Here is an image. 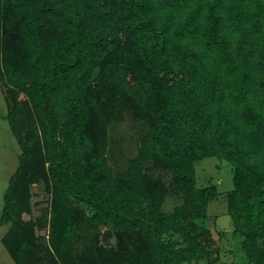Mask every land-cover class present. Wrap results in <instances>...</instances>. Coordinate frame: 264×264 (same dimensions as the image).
Segmentation results:
<instances>
[{"label":"trees","instance_id":"trees-1","mask_svg":"<svg viewBox=\"0 0 264 264\" xmlns=\"http://www.w3.org/2000/svg\"><path fill=\"white\" fill-rule=\"evenodd\" d=\"M0 89L20 148L0 213L15 264H216L199 222L219 195L239 264H264V0H0ZM212 157L230 189L197 184Z\"/></svg>","mask_w":264,"mask_h":264},{"label":"rangeland","instance_id":"rangeland-1","mask_svg":"<svg viewBox=\"0 0 264 264\" xmlns=\"http://www.w3.org/2000/svg\"><path fill=\"white\" fill-rule=\"evenodd\" d=\"M7 113V104L0 89V213L3 207V195L8 184V179L11 173L17 166L18 155L20 148L15 136L11 133L5 114ZM136 122L125 118V120L116 127V133L113 135L118 138L120 135L122 141L120 148L121 153L117 148H114L115 156L113 162L122 164L125 157L135 152L134 141H138L137 137L130 138L128 134L134 133L138 128ZM120 134V135H119ZM135 139V140H134ZM216 158H206L197 163V184L200 186L206 185L208 182H215L220 191H225L232 187L231 172L229 165L226 162H218ZM168 177V174L164 175ZM32 190L34 195L33 202H39L33 206V213L38 215L47 206V195L42 189V185H33ZM218 199L213 200L208 207V217L200 221V228L209 230L214 240V249L219 248V260L216 264H233L243 262L245 260L244 252L240 247L241 237L233 233L231 228V219L226 212V203L223 195H219ZM174 205L173 197H168L164 203L166 210H171ZM50 214H47L45 222H49ZM7 225L0 226V264H15L8 254L7 250L1 242L2 235L7 230ZM48 227L37 229V234L41 236L48 235ZM221 232V233H220ZM201 260L197 264H202Z\"/></svg>","mask_w":264,"mask_h":264}]
</instances>
